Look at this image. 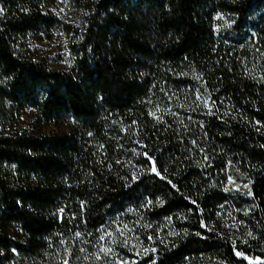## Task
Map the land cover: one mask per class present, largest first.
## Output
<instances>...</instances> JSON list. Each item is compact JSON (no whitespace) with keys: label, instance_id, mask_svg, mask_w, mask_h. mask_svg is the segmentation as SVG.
Listing matches in <instances>:
<instances>
[{"label":"trees","instance_id":"obj_1","mask_svg":"<svg viewBox=\"0 0 264 264\" xmlns=\"http://www.w3.org/2000/svg\"><path fill=\"white\" fill-rule=\"evenodd\" d=\"M52 1L0 0V264H264V0H77L64 69L16 48Z\"/></svg>","mask_w":264,"mask_h":264},{"label":"rangeland","instance_id":"obj_2","mask_svg":"<svg viewBox=\"0 0 264 264\" xmlns=\"http://www.w3.org/2000/svg\"><path fill=\"white\" fill-rule=\"evenodd\" d=\"M42 13L52 16L57 20L55 25L50 29L38 30L37 32H29L19 37L17 50L19 55L41 61L51 68H68L72 62L71 42L73 41V30L80 26L82 19V11L77 0H54L49 3H43ZM0 19H3L8 13L0 3ZM199 97V96H197ZM32 122L30 113L22 115L18 121L20 129L27 127ZM30 129L32 127L30 126ZM58 130V127L50 125L44 128L45 132ZM9 131V130H7ZM232 213V214H231ZM222 218L224 230L233 236L240 234V228L237 227L234 213L231 212ZM116 227L117 240L122 242V246L129 252V256L119 260V264H133L138 260H142L145 256L156 250V243L165 245L166 241L159 236L144 238L143 233H137L128 226ZM138 231V230H137ZM113 233L109 235L112 238ZM143 264H152V261L146 260Z\"/></svg>","mask_w":264,"mask_h":264},{"label":"snow or ice","instance_id":"obj_3","mask_svg":"<svg viewBox=\"0 0 264 264\" xmlns=\"http://www.w3.org/2000/svg\"><path fill=\"white\" fill-rule=\"evenodd\" d=\"M0 11H2V9H0ZM154 172L156 171V169L153 167V169H152ZM158 174V173H157ZM101 251H108V250H105V249H101Z\"/></svg>","mask_w":264,"mask_h":264}]
</instances>
